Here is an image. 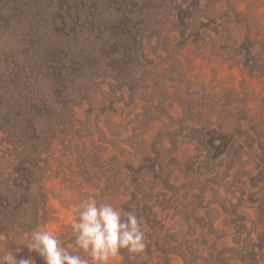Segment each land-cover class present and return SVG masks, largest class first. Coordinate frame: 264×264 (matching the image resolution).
Here are the masks:
<instances>
[{
	"label": "rangeland",
	"instance_id": "obj_1",
	"mask_svg": "<svg viewBox=\"0 0 264 264\" xmlns=\"http://www.w3.org/2000/svg\"><path fill=\"white\" fill-rule=\"evenodd\" d=\"M166 1L0 0V169L27 153L33 122L46 132L52 170L56 159L69 168L86 130L98 143L97 120L103 124L115 106L123 140L142 143L136 164L159 166L153 201L168 218L197 226L206 264L217 251L223 264V249L233 245L228 228L240 234L242 252L264 247V111L231 125L235 102L225 85L239 87L243 76L213 69L212 35L181 41L177 7ZM118 45L125 49L111 59ZM92 53L108 57L85 71ZM122 60L128 69H113ZM260 100L251 99L254 110L264 107ZM53 202L58 221L48 229L58 232L74 221V207ZM175 257L173 264H186Z\"/></svg>",
	"mask_w": 264,
	"mask_h": 264
},
{
	"label": "trees",
	"instance_id": "obj_2",
	"mask_svg": "<svg viewBox=\"0 0 264 264\" xmlns=\"http://www.w3.org/2000/svg\"><path fill=\"white\" fill-rule=\"evenodd\" d=\"M168 3L177 7L179 26L176 29L181 41H187V38L197 41L204 34L212 35L215 43L211 45L216 46L218 59L213 69L221 72L226 68L229 73L236 70L243 76L239 87L230 81L225 85L228 98L235 102L233 110H227L231 125L239 129L244 122H248L246 118L249 116L258 120L264 107L254 110L250 102L252 98L260 97L264 105V0H167L166 5ZM245 3L250 5L246 7ZM124 49L125 46L118 45L108 55L112 59L114 52L121 57ZM108 55L96 56L92 53L88 56L91 62L83 69L88 71L94 65L100 66ZM123 61H119L113 69H128V62ZM111 62L107 63L108 67ZM236 102L240 105L237 106ZM71 111L76 115L73 107ZM121 112L112 106V115L120 118ZM111 114L103 124L100 119L97 120L98 143H93L94 131L86 130L87 136L82 137L76 158L69 168L56 159L52 170L50 162L53 158L43 156L48 148H45L46 132L35 122L30 125L33 137L32 144L30 141L28 150H25L27 153L16 155L9 161L4 160L1 164L0 246L5 249L1 255H13L17 260L31 257L34 264H45L38 253L30 252L27 248L32 233L41 230L52 232L74 254L83 255L76 248L71 223L62 225L58 232L48 227L58 221L59 210L54 206L55 199H59L64 208L74 207L75 220L78 206L93 195L98 201L111 203L122 215L134 210L146 234L147 247L143 253L130 255L122 250L121 257L114 264H173L175 256L186 264H206L204 251L199 247L203 241L194 238L197 226L182 223V220L174 218L175 215L168 218V214L153 201L152 196L159 185L158 181L153 180L162 177L158 164L148 170L136 164L141 156L137 148L142 149V143L131 144L123 140V121L114 120ZM222 127L227 126L224 124ZM221 132L226 134L227 129ZM108 145H111L110 153H107ZM27 147L23 144V149ZM234 207L239 209L238 206ZM184 225L187 226L186 230ZM210 226H214L212 221ZM230 233L228 228L225 235L230 236L233 245L223 249L226 250L223 255L226 263L221 259L223 264H237V261L242 260L244 264H260L264 260V247H252L244 253L240 246V234ZM205 238L207 240V236ZM189 239H192L191 245H186ZM216 245L215 241L213 248ZM219 254L217 251L211 255L214 264H218L216 257ZM246 257L247 260H244Z\"/></svg>",
	"mask_w": 264,
	"mask_h": 264
},
{
	"label": "clouds",
	"instance_id": "obj_3",
	"mask_svg": "<svg viewBox=\"0 0 264 264\" xmlns=\"http://www.w3.org/2000/svg\"><path fill=\"white\" fill-rule=\"evenodd\" d=\"M78 217L71 223L76 248L74 254L57 235L47 230L34 231L27 243L45 264H114L122 250L130 255L145 251L146 234L135 211L125 214L111 203L98 201L90 195L78 206ZM0 264H34L31 257L17 260L13 255L0 257Z\"/></svg>",
	"mask_w": 264,
	"mask_h": 264
}]
</instances>
